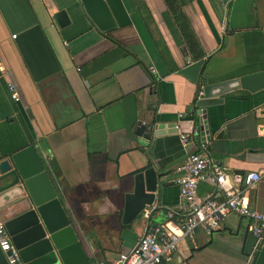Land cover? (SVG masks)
Returning a JSON list of instances; mask_svg holds the SVG:
<instances>
[{
    "label": "crops",
    "instance_id": "0c3cea01",
    "mask_svg": "<svg viewBox=\"0 0 264 264\" xmlns=\"http://www.w3.org/2000/svg\"><path fill=\"white\" fill-rule=\"evenodd\" d=\"M178 1L200 46L195 56L164 0H106L118 23L109 33L98 30L79 0H0V163L33 148L22 163L45 168L78 222L67 264L114 262L154 226L186 219L177 180L190 153L206 152L230 176L264 169V90L231 91L196 123L189 113L199 83L182 74L189 61L203 62L205 85L264 72V0ZM63 9L71 20L64 29L53 19ZM20 45L35 60L36 79ZM182 114L188 115L180 120ZM154 122L162 134L142 143L137 125ZM194 128L198 135L184 146L180 132ZM149 167L159 178L155 219L126 224V195ZM198 196L222 199L211 182L199 186ZM246 197L264 214V179ZM0 200L10 218L31 206L13 172L0 171ZM250 225L228 215L211 235L198 231L182 240L165 264H254L264 238H255Z\"/></svg>",
    "mask_w": 264,
    "mask_h": 264
},
{
    "label": "water",
    "instance_id": "95a60500",
    "mask_svg": "<svg viewBox=\"0 0 264 264\" xmlns=\"http://www.w3.org/2000/svg\"><path fill=\"white\" fill-rule=\"evenodd\" d=\"M79 1L88 18L102 33L118 28L106 0ZM53 19L62 29L71 24L66 9L57 11ZM202 66V61L192 63L182 72L191 79L194 77L193 81L199 83L197 100L191 111L192 120L196 123L206 119L208 109L222 104V96L231 91L244 90L255 94L264 90V72L220 84L205 85L199 81ZM162 129L156 122L149 125L139 124L135 134L143 139L142 143L151 142L162 134ZM33 151V148H27L0 163V171L4 174L13 172L31 200L30 208L14 218H10L0 200V216L13 245L19 250L26 264H67V253L78 239V222L68 211L45 168L40 165L27 169L22 163ZM134 184V192L126 195L124 223L129 224L138 219H155L160 195L156 170L149 167L136 174ZM0 264H8L1 249ZM254 264H264V246L260 247Z\"/></svg>",
    "mask_w": 264,
    "mask_h": 264
},
{
    "label": "built area",
    "instance_id": "2783aa9c",
    "mask_svg": "<svg viewBox=\"0 0 264 264\" xmlns=\"http://www.w3.org/2000/svg\"><path fill=\"white\" fill-rule=\"evenodd\" d=\"M191 63L193 62L189 61ZM8 89L14 102L20 103L22 98L16 83L9 82ZM187 115L182 114L179 119L182 120ZM198 133V128L191 132L181 131L182 144L187 146ZM178 172L180 176L177 185L188 209L186 219L173 226L165 223L154 228L143 235L133 249L120 254L116 261H100L97 264H165L172 260L182 240L193 238L198 231L211 235L220 227V222L231 214L249 218L252 235L258 240L264 238V214L252 208L246 197L247 192L255 189L264 179V169L230 176L215 166L206 152H193L188 155ZM204 182H211L216 186L222 197L220 201L198 196L199 186ZM0 249L6 255L8 264H26L13 245L1 218Z\"/></svg>",
    "mask_w": 264,
    "mask_h": 264
},
{
    "label": "trees",
    "instance_id": "16d2710c",
    "mask_svg": "<svg viewBox=\"0 0 264 264\" xmlns=\"http://www.w3.org/2000/svg\"><path fill=\"white\" fill-rule=\"evenodd\" d=\"M164 2L168 8L169 13L174 18V21L176 22L178 29L180 30L190 53L194 56L197 55V52L200 46L198 42L196 41L194 34L191 32V28L189 24L187 23V20H186L181 4L179 3L178 0H164ZM32 34L34 36L41 37L40 40H42V42L44 41L43 31L41 29H35L32 32ZM20 49L24 55V58L26 60V63H27V66H28V69L31 75L34 77V79H36L38 74L33 70L34 69L33 64H35V60L34 62H31L30 54L27 56L21 45H20ZM198 56H199L198 59L202 58L203 53L201 52V54Z\"/></svg>",
    "mask_w": 264,
    "mask_h": 264
}]
</instances>
